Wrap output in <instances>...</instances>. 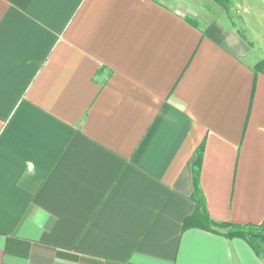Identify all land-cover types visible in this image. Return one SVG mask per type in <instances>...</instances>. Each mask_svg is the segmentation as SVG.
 Returning a JSON list of instances; mask_svg holds the SVG:
<instances>
[{"label":"crops","instance_id":"1","mask_svg":"<svg viewBox=\"0 0 264 264\" xmlns=\"http://www.w3.org/2000/svg\"><path fill=\"white\" fill-rule=\"evenodd\" d=\"M211 1L0 0V264H264V33Z\"/></svg>","mask_w":264,"mask_h":264},{"label":"trees","instance_id":"2","mask_svg":"<svg viewBox=\"0 0 264 264\" xmlns=\"http://www.w3.org/2000/svg\"><path fill=\"white\" fill-rule=\"evenodd\" d=\"M213 1L224 8L227 7L229 2V0ZM253 69L264 74V57L255 62ZM196 222L202 223L204 226L210 223L206 216L199 212H195L185 219L184 224L189 225ZM224 233L229 237L236 236L245 239L257 254L264 255V220L259 224H230L227 226Z\"/></svg>","mask_w":264,"mask_h":264},{"label":"rangeland","instance_id":"3","mask_svg":"<svg viewBox=\"0 0 264 264\" xmlns=\"http://www.w3.org/2000/svg\"><path fill=\"white\" fill-rule=\"evenodd\" d=\"M211 3L213 5V12L224 10L230 16L238 19L239 17L246 16L255 32L260 31L264 33V0H229L225 8L213 0ZM239 26L241 27V25ZM261 36H263L261 37V41L264 43V35L262 34Z\"/></svg>","mask_w":264,"mask_h":264}]
</instances>
